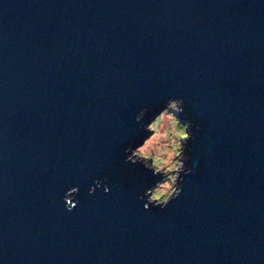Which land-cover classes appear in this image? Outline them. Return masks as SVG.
Wrapping results in <instances>:
<instances>
[{
    "label": "water",
    "instance_id": "obj_1",
    "mask_svg": "<svg viewBox=\"0 0 264 264\" xmlns=\"http://www.w3.org/2000/svg\"><path fill=\"white\" fill-rule=\"evenodd\" d=\"M170 97L191 172L146 210ZM0 264H264V0H0Z\"/></svg>",
    "mask_w": 264,
    "mask_h": 264
},
{
    "label": "clouds",
    "instance_id": "obj_2",
    "mask_svg": "<svg viewBox=\"0 0 264 264\" xmlns=\"http://www.w3.org/2000/svg\"><path fill=\"white\" fill-rule=\"evenodd\" d=\"M183 107L181 98H168L165 106L154 113L149 122L141 124L142 130L147 133L142 142L135 147L129 144L124 148V163L139 164L150 171L153 177H159L138 196V199L144 201L143 207L146 210L150 206L163 209L171 200L176 199L182 190L183 176L191 172L186 164L190 159L186 146L193 139L189 131L193 125L186 116L180 118ZM148 111L147 106L141 108L134 121L140 123ZM195 127L198 129L199 125ZM94 185L99 188L101 181H94ZM77 191L72 188L63 197L68 211L74 208ZM93 191V188H89V194ZM103 191L107 193L109 189L104 187Z\"/></svg>",
    "mask_w": 264,
    "mask_h": 264
}]
</instances>
